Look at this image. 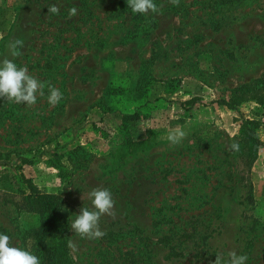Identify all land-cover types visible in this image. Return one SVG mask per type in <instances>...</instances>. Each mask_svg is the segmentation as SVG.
Instances as JSON below:
<instances>
[{"label": "rangeland", "instance_id": "374dc122", "mask_svg": "<svg viewBox=\"0 0 264 264\" xmlns=\"http://www.w3.org/2000/svg\"><path fill=\"white\" fill-rule=\"evenodd\" d=\"M154 2L161 12L143 15L127 0H0V60L45 85L32 107L0 99V233L38 257L34 193L52 202L62 264H210L232 251L264 264V104L201 105L264 79V0ZM177 128L187 136L171 145ZM97 187L116 216L87 240L71 224Z\"/></svg>", "mask_w": 264, "mask_h": 264}, {"label": "clouds", "instance_id": "9594fccd", "mask_svg": "<svg viewBox=\"0 0 264 264\" xmlns=\"http://www.w3.org/2000/svg\"><path fill=\"white\" fill-rule=\"evenodd\" d=\"M169 2L173 6L180 4V0H169ZM127 5L134 14L148 15L149 13L159 14L161 12V8L154 0H127ZM47 10L51 14H59L60 8L53 4ZM76 15H78V7L73 6L69 9V16L75 17ZM23 44L21 39L9 42L8 48L13 57L20 55L16 49L22 48ZM44 87L43 82L29 74L26 66L18 67L14 60L9 58L0 60V99L32 107L36 104L37 96L44 95ZM48 89V103L55 106L64 98L63 93L51 84L48 85ZM186 136L185 130L177 128L168 133V140L171 145H179ZM229 147L233 151H239L238 143H233ZM89 196L92 210L81 208L71 224V229L77 236L84 239H101L106 235L100 228L101 217L107 215L115 218L116 201L112 192L107 188H94ZM69 246L76 249V244L73 241L69 242ZM248 259L246 254L238 255L232 251L226 260L221 256H216V259L210 264H246ZM0 264H40V259L32 252L14 246L11 236L0 233Z\"/></svg>", "mask_w": 264, "mask_h": 264}, {"label": "trees", "instance_id": "16d2710c", "mask_svg": "<svg viewBox=\"0 0 264 264\" xmlns=\"http://www.w3.org/2000/svg\"><path fill=\"white\" fill-rule=\"evenodd\" d=\"M199 100L197 97H192L187 100L179 102L182 108H190ZM246 100H254L259 104H264V79L259 78L254 81L252 85H244L233 90L228 98L211 100L208 103H201V105H210L215 103L226 108H233L235 105ZM254 120L245 119L242 124H254ZM243 127L252 140L253 148H256L262 143L256 139L253 130L249 127ZM32 191V189H31ZM33 192V191H32ZM33 198L38 202V212L41 211V218L39 225L35 232V243L37 255L40 259V264H62L63 256V235L56 224L54 218L53 205L46 196L36 195L33 193ZM41 209V210H40Z\"/></svg>", "mask_w": 264, "mask_h": 264}]
</instances>
